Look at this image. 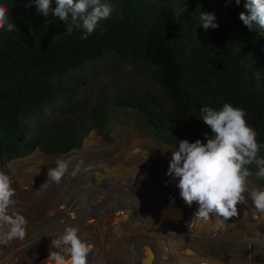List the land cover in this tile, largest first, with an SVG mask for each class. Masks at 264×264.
Segmentation results:
<instances>
[{
	"label": "trees",
	"instance_id": "obj_1",
	"mask_svg": "<svg viewBox=\"0 0 264 264\" xmlns=\"http://www.w3.org/2000/svg\"><path fill=\"white\" fill-rule=\"evenodd\" d=\"M108 19L82 38L85 29L39 13L34 0H0L16 30L0 29V158L21 156L35 147L64 152L80 145L90 127L106 121V100L93 103L77 125H63L43 138L31 135L56 105H67L72 88L60 79L66 71L106 53L150 68V77L175 101L184 127L182 139L205 141L207 125L191 128L200 109L225 103L242 109L257 133L264 157V34L239 19L245 0H107ZM51 6L55 7V0ZM215 16L218 27L200 26V13ZM149 130L166 139L173 112L138 100ZM76 126V127H74ZM253 172L255 165L248 166Z\"/></svg>",
	"mask_w": 264,
	"mask_h": 264
},
{
	"label": "rangeland",
	"instance_id": "obj_2",
	"mask_svg": "<svg viewBox=\"0 0 264 264\" xmlns=\"http://www.w3.org/2000/svg\"><path fill=\"white\" fill-rule=\"evenodd\" d=\"M60 79L72 88L71 99L67 105L54 106L49 117L38 128L32 127L31 135L33 137H46L56 131L63 130V125L78 126V120L84 119L90 113V106L103 100H106V121L100 126L90 127L76 148L64 152H49L35 147L21 156L10 159L0 158L3 172H8L4 168L6 165L4 163L19 160H29L33 162L32 164L39 162L43 165L41 167L50 168L58 156L69 154L78 155L79 161L86 164L113 161L123 153L124 144L128 140L133 146L131 148L135 158L143 160L154 169L160 168L161 171L167 172L172 151L178 147V140H182L184 136V127L181 125L182 116L175 109V101L167 95L164 87L150 77V68L147 64L106 53L100 58L84 61L78 67L62 73ZM126 100H138L147 107L171 110L175 121L170 126L168 137L161 139L154 135L146 126L140 107L132 105ZM201 125H206L202 119L190 122L191 128ZM17 164L20 163L17 162ZM108 166L105 165L103 168L104 174H107ZM126 170L127 168L118 171L124 181L129 176L128 170ZM257 171L258 169L248 177L250 190L252 187H264V178H257L255 175ZM11 177L12 187L16 194L12 198L15 203L9 208V213L22 214L28 224L23 240L13 239L6 245L0 244V264H36L45 254H49L53 250L50 241L59 237L68 226L76 227L79 230V236L92 244L87 264H126L127 262V264H144L145 255H141V257L136 255L140 251V246L148 245L145 240H139L136 242L138 244L134 245L133 241L123 238L124 230L133 227L135 217H140L138 209H141L142 206V208L148 209L149 212L146 213L149 215L148 217H153L148 218V222L154 219L159 224L158 218H160V222L164 221L168 226V223L180 217V227L182 225L178 232L179 235L170 229L165 233L169 238L173 234L172 242L177 243L178 253L167 250L160 252L153 248V254H155L153 264H264V214L256 212L250 199L246 204L237 205L238 216L221 224V219L214 214H210L207 221L197 218L194 213L198 209V204L193 202L191 206L187 205L181 198L178 189V193L175 190L173 192H176L175 199L181 207V213L176 215L171 211L165 212V214H169V217L172 216L166 220L167 215H163L166 217L164 219L156 216V213L159 214L163 208L170 209L169 205L164 204L163 207L161 199L157 200L155 196L144 197L143 190L136 188L139 186L138 184L134 185L135 188L126 190L118 187L117 183H115L114 186L117 187H113L114 189L101 185L102 194L101 192L88 191V188L84 189L87 192H83L82 188L87 185L93 187V185L79 184L80 179L75 184H69L61 179L59 184H55L63 192L64 196H61V200L64 201L70 194L81 190V201L84 202L88 210L84 211L82 204H77L72 209L57 215L56 210L60 205L56 204L53 196L49 198L45 195H38L36 190L31 188L28 179L22 177L17 179L14 173ZM171 178L177 185L178 178ZM55 185L51 190L55 189ZM112 192L118 194L110 196ZM245 196L247 198V193ZM103 201H106V206L124 201H129L126 202L127 205L131 206L133 203L138 206H135L137 209L133 211L134 216L132 214L124 217L117 210L113 221L107 220L101 223L99 216L95 213L85 216L90 209L94 212L97 209V204H101ZM50 210L55 211L54 218L49 214ZM113 211L115 210L108 209V213H113ZM91 217L93 221L95 220L94 223L96 220L97 223L95 225L93 223L89 227ZM111 223L118 230L115 234L122 235L120 238L122 247L113 240ZM116 223L118 224L116 225ZM152 224L153 222H151ZM158 226L156 225L153 230L162 236L157 235L158 240L161 238L160 240L163 241L164 230L161 227L157 229ZM121 248L125 251L127 262L120 251Z\"/></svg>",
	"mask_w": 264,
	"mask_h": 264
},
{
	"label": "clouds",
	"instance_id": "obj_3",
	"mask_svg": "<svg viewBox=\"0 0 264 264\" xmlns=\"http://www.w3.org/2000/svg\"><path fill=\"white\" fill-rule=\"evenodd\" d=\"M37 11L45 17L51 12L55 18L64 21L66 30L69 18L71 25L82 27L87 38L102 20L109 18L112 7L107 0H34ZM239 4L240 0H236ZM247 14L241 12L239 19L251 31L259 29L264 34V0H245ZM215 16L200 13V26L204 29L215 28ZM0 29L16 30L9 17L8 8L0 5ZM242 109L225 103L219 110L209 106L200 109L203 122L210 129L204 133L205 141L196 139L178 140V147L172 151L167 175L178 178L177 187L183 201L191 206L198 204L194 215L207 221L214 214L223 222L238 216V204H246L250 199L257 213L264 214V187L248 186V177L253 175L248 166L255 165L257 178H264V157L259 155L261 145L257 142V133L245 120ZM68 163L57 159L55 167L47 171V181L59 184L68 172ZM78 166L73 170L76 174ZM45 182V183H46ZM247 193V198L245 196ZM15 189L8 174L0 172V244L13 239L23 240L26 236L27 219L20 213H9L15 201ZM50 215L53 212L50 210ZM51 250L43 264H87L92 245L79 236V230L68 226L64 232L50 241Z\"/></svg>",
	"mask_w": 264,
	"mask_h": 264
},
{
	"label": "bare ground",
	"instance_id": "obj_4",
	"mask_svg": "<svg viewBox=\"0 0 264 264\" xmlns=\"http://www.w3.org/2000/svg\"><path fill=\"white\" fill-rule=\"evenodd\" d=\"M130 139L132 140V137ZM124 145L125 146L123 147V151H122L123 153L120 154L113 161H108V162H92L90 164H86V163H82L79 161L78 155L69 154V155H65V156H58L56 158V160L62 159L65 161H69L68 172L65 173V175L62 178V181H66L69 184H73V183L75 184V182L80 179L79 184H92L93 185V187H91V185H87L85 188H82V191L84 189L88 188L89 189L88 191H92L93 193H99V192L102 193V190H101L102 186L101 185L109 186V188H113V187L118 186V187L126 190L129 188H135L134 185L138 184L139 186L136 188H138L139 190H143L142 195L144 197L155 196L157 198V200L161 199L162 203L161 202L160 203L162 204L163 207H164V204L169 205L170 209H167V208L164 209L163 208V210L160 211L159 214L156 213V216H159V217L165 219L166 217H163V215L165 214V212H169V211H171L173 214L179 215L181 213V207H179V205L176 203V199H175L176 192L178 193L179 188L177 187L176 183H174L172 181V178H171L172 176L167 175L166 174L167 172L161 171L160 168L154 169L153 166H150L149 164H147L143 160L135 158V156L132 152V148H131V147H133L131 144V141L130 142H129V140L126 141V143ZM17 162L20 164H17ZM54 162L55 161H53V164L50 168L55 167ZM32 163L33 162H31L29 160H26V161H24V160L20 161L19 160L16 162L14 161V162H9V163H4V164H6L4 166V168L6 169V171H8L7 173L9 175V177H11L12 173H14L17 176L16 177L17 179H19L21 177L28 179L29 184H31V188L36 190V193L38 195H45V196H48L49 198L51 196H53L56 204L60 205L58 210H56L57 215H58V213L65 212V211L72 209L77 204H82L84 211L88 210V208L84 205V202L81 201L82 200L81 190H77L76 192L70 194L67 197V199L62 201L61 196H64V195H63V192L58 188V186L55 185L56 183L50 182V181L46 182L48 179L47 171L49 168L48 167H41L43 165L39 164V162L37 164H32ZM105 165L106 166L110 165L107 168V170H108L107 174H104L105 170L103 168L105 167ZM77 166H78V170L76 171V174L73 176L72 172L74 169L77 168ZM1 167L2 166H0V172H3V170H1L2 169ZM126 168L128 170L129 176L127 179L125 178L126 181H124V179L121 178V175H119L118 171L120 169H126ZM13 170H15V171H13ZM115 183H117V186H114ZM53 185H55L54 186L55 189L51 190V188L53 189ZM56 186H57V190H56ZM174 190L176 192H173ZM83 192H87V191L84 190ZM116 192H112L110 196H116V194H118ZM126 202H129V201H124V202L117 203V204L114 203L113 205H110V206L107 205L106 206V201H103L101 204H97V209H95L94 212L90 209L85 214V216L90 215L91 213H95L96 215L99 216V220L102 223L103 221H107V220L113 221L112 219L115 218L116 211L119 210V212L124 217H127V216L133 214L134 209H137V207H135L137 204L135 205L132 203V205L130 206V205H127ZM112 203H113V201H112ZM108 204H109V202H108ZM142 207H141V209H138V211L140 213V217H135L133 227H129L128 229H125L123 232L124 233L123 238L128 239L129 241L130 240L133 241L134 245L138 244L136 242H139V240H145V243L148 244V245L140 246V251H138L136 256L141 257V255H145L144 260H147V259H149V260L148 261L143 260V262H145V263L152 262L151 264H153L155 262L154 261L155 260V254H153V252H154L153 248H155L157 251H160V252L167 250L169 252L178 253L177 243L172 242V240L174 239L173 234H171V237L169 238V237H167V235H165V233L170 231V230H172L175 233H178L181 230L182 225L180 227V223H181V222H179L180 217L174 221L172 220V222L168 223V226L164 221L160 222V218H158L159 224H157V221H154V219H152L153 221L148 222V218H150L151 216L148 217L149 215L146 214L147 212H149L148 209L146 210ZM109 208L112 210H115V211H113V213L112 212L108 213ZM52 212H53V214L51 215V217L54 218L56 216V213L53 210H52ZM166 215L167 214H165L164 216H166ZM133 216H134V214H133ZM95 217H97V216H95ZM168 217H169V214L167 215L166 220L170 219V217H172V216H170L169 218ZM151 218H153V217H151ZM94 222H95V220L93 221V218H92V220L89 223V227H91L92 226L91 224H93ZM151 222H153L152 225H151ZM96 223H97V220H96ZM96 223H94V225ZM111 224L112 225H110V226L113 227V229H112V234L114 236L113 240L116 242V244H119V246L122 247L121 246L122 244L120 243V241H121L120 238L122 237V235L121 234L116 235L115 232L118 230L114 227L113 223H111ZM117 224L118 223H116V225ZM156 225H159L157 227V229H160V227H161V229L164 230V235H163L164 240L163 241L160 240L161 238L158 240L157 235H160V234H156L153 230V229H155ZM168 229H170V230H168ZM91 230L93 231V229H91ZM178 235H179V233H178ZM209 235H210V233H209ZM218 235H219V232H218ZM188 236L193 238V236H191V235H188ZM188 236H187V238H189ZM151 238H152V240H151ZM195 238H196V236H195ZM120 251H122V254L125 257V261L127 262V257H126L125 251H123L122 248ZM89 255H88V257H89ZM47 256H48V254H45L40 260H38V262L36 264H43V261L47 258Z\"/></svg>",
	"mask_w": 264,
	"mask_h": 264
}]
</instances>
